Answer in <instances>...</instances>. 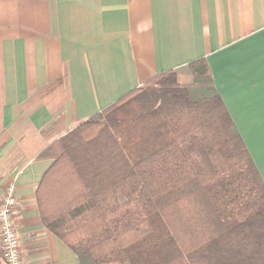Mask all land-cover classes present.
Listing matches in <instances>:
<instances>
[{
	"label": "crops",
	"instance_id": "obj_1",
	"mask_svg": "<svg viewBox=\"0 0 264 264\" xmlns=\"http://www.w3.org/2000/svg\"><path fill=\"white\" fill-rule=\"evenodd\" d=\"M199 59L264 183V0H0V203L12 186L24 264H80L41 222L42 152Z\"/></svg>",
	"mask_w": 264,
	"mask_h": 264
},
{
	"label": "trees",
	"instance_id": "obj_2",
	"mask_svg": "<svg viewBox=\"0 0 264 264\" xmlns=\"http://www.w3.org/2000/svg\"><path fill=\"white\" fill-rule=\"evenodd\" d=\"M40 156L55 158L36 191L41 222L80 264H264V183L203 59Z\"/></svg>",
	"mask_w": 264,
	"mask_h": 264
},
{
	"label": "built area",
	"instance_id": "obj_3",
	"mask_svg": "<svg viewBox=\"0 0 264 264\" xmlns=\"http://www.w3.org/2000/svg\"><path fill=\"white\" fill-rule=\"evenodd\" d=\"M15 206L13 187L9 186L0 203V264H24L19 239L12 225Z\"/></svg>",
	"mask_w": 264,
	"mask_h": 264
}]
</instances>
